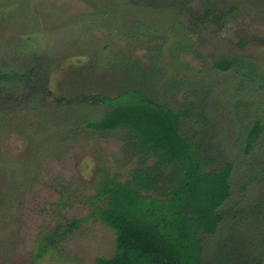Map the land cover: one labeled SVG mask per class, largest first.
Here are the masks:
<instances>
[{
    "label": "rangeland",
    "instance_id": "1",
    "mask_svg": "<svg viewBox=\"0 0 264 264\" xmlns=\"http://www.w3.org/2000/svg\"><path fill=\"white\" fill-rule=\"evenodd\" d=\"M129 87L187 111L203 170L232 165L203 261L264 264V0H0V264L114 253L97 194L153 158L86 123Z\"/></svg>",
    "mask_w": 264,
    "mask_h": 264
},
{
    "label": "trees",
    "instance_id": "2",
    "mask_svg": "<svg viewBox=\"0 0 264 264\" xmlns=\"http://www.w3.org/2000/svg\"><path fill=\"white\" fill-rule=\"evenodd\" d=\"M230 65L225 58L216 63L222 70ZM98 100L105 113L86 127L128 130L136 151L153 162L133 169L126 181L104 184L97 194L106 201L101 217L116 234V248L96 263L209 264L203 261L197 234L215 233L222 221L217 209L230 195L232 165L203 170L198 145L179 131V119L187 111H174L138 87ZM259 131L256 123L248 144ZM151 191L160 197L143 194Z\"/></svg>",
    "mask_w": 264,
    "mask_h": 264
}]
</instances>
